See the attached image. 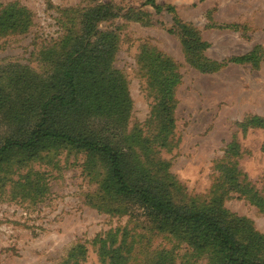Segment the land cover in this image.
<instances>
[{"label":"rangeland","instance_id":"1","mask_svg":"<svg viewBox=\"0 0 264 264\" xmlns=\"http://www.w3.org/2000/svg\"><path fill=\"white\" fill-rule=\"evenodd\" d=\"M146 1L0 0V11L14 5L28 17L24 29L0 35V67L18 63L47 79V52L79 33L88 8L108 9L96 30L117 34L111 67L123 76L131 101L123 134L133 157L166 174L176 203L202 207L218 198L225 211L264 235V209L248 189L264 192V0H154L159 11ZM178 21L206 43L202 60L223 65L202 70L183 47ZM251 51L254 61H224ZM154 55L172 68L158 71L156 81ZM160 80L170 85L171 128L158 121ZM230 167L242 192L228 180ZM106 179L102 159L69 147L51 145L27 158L15 153L0 163V264H62L75 248L81 264H104V249L118 246L131 251V264L161 254L171 264H215L178 231L156 228Z\"/></svg>","mask_w":264,"mask_h":264},{"label":"trees","instance_id":"2","mask_svg":"<svg viewBox=\"0 0 264 264\" xmlns=\"http://www.w3.org/2000/svg\"><path fill=\"white\" fill-rule=\"evenodd\" d=\"M156 11L161 6L147 0ZM88 8L82 13L77 35H66L61 49L49 50L51 74L47 79L31 76L18 63L0 67V163L7 162L15 153L33 157L51 145L83 150L97 155L107 169V181L115 195L139 204L159 230L178 231L197 252L207 250L215 264H264V235L253 229L250 222L225 211L218 198L208 205L188 207L176 203L171 195L172 183L164 181L166 174L156 175L133 157L128 134H123L131 101L123 76L111 62L117 47V34L112 30H96L101 17L111 14L108 9ZM26 11L9 5L0 11V35L19 31L28 24ZM234 27L235 25H226ZM182 44L190 58H195L202 70L212 65H223L200 55L205 42L187 25L176 24ZM254 51L231 56L225 63L254 61ZM48 60V59H47ZM196 63L198 64V62ZM158 71L170 70L171 64L159 55L150 58ZM162 114L161 125L171 128L169 82L160 80ZM166 132V131H165ZM163 137L162 142H165ZM166 166L161 164V168ZM228 180L242 192L236 182L235 169ZM264 188V187H263ZM240 189V190H239ZM252 190L250 200L264 209V192ZM264 190V189H263ZM168 228V229H167ZM169 231V230H168ZM131 251L122 252L121 246L104 249V264H131ZM82 251L74 249L69 260L62 264H81ZM141 264H171L168 255Z\"/></svg>","mask_w":264,"mask_h":264}]
</instances>
